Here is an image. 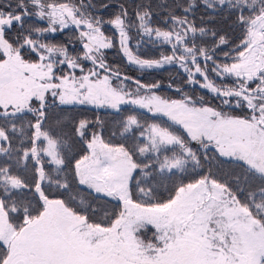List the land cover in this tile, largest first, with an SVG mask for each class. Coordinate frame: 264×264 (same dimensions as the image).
Returning <instances> with one entry per match:
<instances>
[{
	"label": "snow or ice",
	"instance_id": "6c2138e0",
	"mask_svg": "<svg viewBox=\"0 0 264 264\" xmlns=\"http://www.w3.org/2000/svg\"><path fill=\"white\" fill-rule=\"evenodd\" d=\"M0 264H264V0H0Z\"/></svg>",
	"mask_w": 264,
	"mask_h": 264
},
{
	"label": "trees",
	"instance_id": "16d2710c",
	"mask_svg": "<svg viewBox=\"0 0 264 264\" xmlns=\"http://www.w3.org/2000/svg\"><path fill=\"white\" fill-rule=\"evenodd\" d=\"M237 43H238V41H237ZM109 59L119 63L120 60H121V57L116 55V52L113 49V50L109 51ZM127 71L129 72V74H134V69L131 66H129ZM162 75L164 77V82L166 84L167 83V78L169 76V73L168 72H164V73H162ZM159 78H160V75H157V74H153V75H149V76H145L144 77V79H146V80L159 79ZM201 93L202 92L200 90H198L197 95H200ZM161 94L167 95V96H171V97H177L174 91L168 90L166 87L162 90ZM100 111H101V113H103L104 110H100ZM163 119L166 120L165 118H163Z\"/></svg>",
	"mask_w": 264,
	"mask_h": 264
},
{
	"label": "rangeland",
	"instance_id": "374dc122",
	"mask_svg": "<svg viewBox=\"0 0 264 264\" xmlns=\"http://www.w3.org/2000/svg\"><path fill=\"white\" fill-rule=\"evenodd\" d=\"M132 67V66H131ZM133 69H134V74L136 73L137 75H139V72L137 71V70H135V68L134 67H132ZM134 74H130V75H134ZM135 74V75H136ZM167 84V83H166ZM201 92H203L204 90H200ZM173 98H178V97H173ZM165 119H167L166 117H165Z\"/></svg>",
	"mask_w": 264,
	"mask_h": 264
}]
</instances>
